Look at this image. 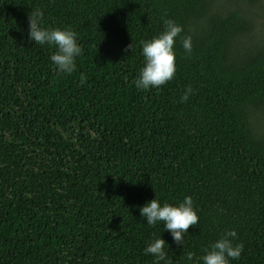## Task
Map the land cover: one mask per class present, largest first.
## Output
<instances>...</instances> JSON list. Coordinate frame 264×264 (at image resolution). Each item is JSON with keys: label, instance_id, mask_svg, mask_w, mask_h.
<instances>
[{"label": "trees", "instance_id": "16d2710c", "mask_svg": "<svg viewBox=\"0 0 264 264\" xmlns=\"http://www.w3.org/2000/svg\"><path fill=\"white\" fill-rule=\"evenodd\" d=\"M36 9L76 32L73 73L29 40ZM262 14L264 0H0V264H154L159 238L170 264H203L231 230L229 264H264ZM165 19L183 28L176 73L141 91V41ZM187 196L199 222L182 244L140 214Z\"/></svg>", "mask_w": 264, "mask_h": 264}, {"label": "clouds", "instance_id": "9594fccd", "mask_svg": "<svg viewBox=\"0 0 264 264\" xmlns=\"http://www.w3.org/2000/svg\"><path fill=\"white\" fill-rule=\"evenodd\" d=\"M42 20L43 12L40 9L29 13V40L34 41L35 44L47 43L54 46L56 51L51 56V61L58 72L73 73L76 70V57L82 54L76 32L71 29H46L42 27ZM164 24L165 30L158 37H154L150 41H141L145 65L140 69V74L134 81L136 88L141 91L159 88L175 76L174 44L183 28L170 19H165ZM191 39V36L182 38V46L189 55L192 52ZM128 49H131V44ZM85 82L86 77L82 74L80 83L83 85ZM190 93H192L191 85L185 90L181 102H186ZM140 214L150 226L163 222L164 228L170 231L174 242L178 245L184 242V234L188 232V229L196 226L199 222L190 196L185 197L179 206H172L168 203L161 206L159 200L155 198L140 208ZM236 236V231L231 230L213 243L211 249L207 250V254L203 256V264H229L230 258L239 259L243 251V244L233 245L230 239ZM165 245L164 239H155L144 249V253L155 257L154 264H159L160 261H166ZM187 258L192 260L193 253H187ZM166 264H170V262L166 261Z\"/></svg>", "mask_w": 264, "mask_h": 264}, {"label": "rangeland", "instance_id": "374dc122", "mask_svg": "<svg viewBox=\"0 0 264 264\" xmlns=\"http://www.w3.org/2000/svg\"><path fill=\"white\" fill-rule=\"evenodd\" d=\"M260 17H257L255 21V25L253 28V31L257 33H263L264 31V14L259 15Z\"/></svg>", "mask_w": 264, "mask_h": 264}]
</instances>
